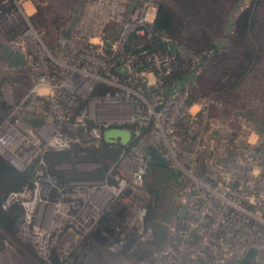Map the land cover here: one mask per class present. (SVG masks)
<instances>
[{"label":"built area","instance_id":"built-area-1","mask_svg":"<svg viewBox=\"0 0 264 264\" xmlns=\"http://www.w3.org/2000/svg\"><path fill=\"white\" fill-rule=\"evenodd\" d=\"M126 4L83 0L78 25L53 45L24 11L0 14L23 59L18 80L0 76V157L17 171L35 165L30 186L2 204L22 208L16 236L49 264H264V132L243 118L239 129L219 123L213 94L188 103V90L170 87L175 55L150 43L157 2L134 0L125 17ZM111 127L130 138L107 143L117 153L104 171L86 161L71 179L47 171L45 154L99 148ZM220 145L231 154L213 164ZM151 149L179 187L163 241L148 223Z\"/></svg>","mask_w":264,"mask_h":264},{"label":"rangeland","instance_id":"rangeland-1","mask_svg":"<svg viewBox=\"0 0 264 264\" xmlns=\"http://www.w3.org/2000/svg\"><path fill=\"white\" fill-rule=\"evenodd\" d=\"M0 0V14L9 21V16L21 15L24 11L29 20L37 28L41 37L48 43H53L59 36L64 35L63 30L71 31L80 20V8L83 0ZM134 0H127L125 17L131 10ZM157 3L167 4L176 14L183 19V39L186 45L183 52L189 51L194 44V39L212 40L213 45L219 43L221 50L226 52L227 59L223 65L234 66L241 52L251 51L254 54L253 62L248 65L247 71L238 84L230 89H217L212 77L219 73L220 67L211 68L210 73L203 67L198 80L186 84L192 91V100L197 101L213 94L222 103L221 107H211L210 115L219 123L226 124L234 129L240 128V119H245L251 126L264 132V0H155ZM255 5V25L245 40V46H236L233 42L232 22L245 8ZM155 12L152 7L146 16V21L151 22ZM4 23H0V76L7 83L12 84L18 80L20 69L7 66L6 53L11 51L9 40L15 32V26L11 22V28L6 30ZM223 39V41H220ZM249 39H251L249 41ZM211 42V41H210ZM217 42V43H216ZM222 42V43H221ZM222 51V52H223ZM243 60V59H242ZM209 69V70H211ZM212 75V76H211ZM216 75V76H217ZM195 78V77H194ZM193 78V79H194ZM197 104V103H195ZM198 105L191 109L195 112ZM240 118V119H239ZM222 150V145H220ZM223 148L213 164H219L230 156ZM75 161L73 166L67 162H60L55 168L68 172L83 171ZM108 159L101 158L97 161H86L85 164L97 163L99 171H104L108 166ZM98 171V172H99ZM89 172V171H88ZM145 186L150 197L148 223L153 227L158 240L168 235L170 229L178 223L177 208L174 198L178 194V182L174 171L166 170L155 164H150L145 176ZM169 236V235H168ZM167 236V237H168ZM7 247L0 251V264H49L39 252L30 244L19 237H11ZM52 262V261H51ZM50 262V264H51Z\"/></svg>","mask_w":264,"mask_h":264},{"label":"trees","instance_id":"trees-1","mask_svg":"<svg viewBox=\"0 0 264 264\" xmlns=\"http://www.w3.org/2000/svg\"><path fill=\"white\" fill-rule=\"evenodd\" d=\"M254 7L255 5H250L243 9L232 22V40L235 42L236 46H245V40L255 25L256 8L254 9ZM153 29L156 31L157 35H154L150 40L152 48L160 47L175 55L173 73L167 79V84H169L170 87H182L188 90V103L192 101L193 95L192 91L185 85L192 83L194 80H198L200 76L199 72L203 67L206 69L208 67L209 69L216 68L217 66L220 67L221 70L218 75L216 74L217 76L215 75V77H212L214 84L217 89H230L238 84L239 80L247 71L248 65L253 62L254 54L246 49L239 54L236 59V65H223L227 59L226 52L220 49L221 45L217 42L216 45L212 46L213 41L208 39H205L202 43L201 40L195 38L193 41L194 44L191 45L192 51L191 49L189 51L188 48V51L185 50L183 52L182 49L186 47L183 39L185 29L183 26V19L165 3H157ZM160 33L167 38L166 41L161 39ZM136 40L141 43L149 44V40L145 38ZM250 40L251 39H249V41ZM220 41H223V39ZM55 42L56 40L53 43H47L53 45ZM209 69L207 71H210V73L214 72V70ZM184 136L186 137L185 134ZM81 150L84 151L83 154H80ZM116 153L117 150L115 146L111 148L107 143L102 141L99 148L87 147L84 149L80 144H76L69 150L48 152L45 154L44 158L49 173L62 179H71L78 173L74 170L65 173L64 170L55 168V165L60 162L72 164L78 160L97 161L102 157L110 160L116 156ZM34 167L35 165L29 167L25 171H17L0 157V251H2V248L7 247L5 246V242L11 240V237H16L15 223L17 218L22 214L20 205L13 204L4 209L2 204L11 191L21 190L25 186H30ZM174 175L176 174L174 173Z\"/></svg>","mask_w":264,"mask_h":264},{"label":"water","instance_id":"water-1","mask_svg":"<svg viewBox=\"0 0 264 264\" xmlns=\"http://www.w3.org/2000/svg\"><path fill=\"white\" fill-rule=\"evenodd\" d=\"M22 64H23V59L19 51H13L7 63V66L8 67H19V66H22ZM102 136H103V140L106 143H119L120 145H125L130 138V133L128 129L123 128V127H111V128L103 130ZM148 158H149L150 164H155V165L162 166V167L168 166L166 161L153 149L149 151ZM178 214L179 216H183L184 210L179 209ZM253 254H254L253 250H250L248 253L249 256H252Z\"/></svg>","mask_w":264,"mask_h":264},{"label":"flooded vegetation","instance_id":"flooded-vegetation-1","mask_svg":"<svg viewBox=\"0 0 264 264\" xmlns=\"http://www.w3.org/2000/svg\"><path fill=\"white\" fill-rule=\"evenodd\" d=\"M81 6H82V4H81ZM80 10H81V8H80ZM34 25V24H33ZM63 33L64 34H67L68 33V30L67 31H65V30H63ZM12 53H13V50H11L10 52L8 51L7 53H6V58H7V60H9L10 59V57H11V55H12ZM19 67H22V66H19ZM19 67H13V68H15V69H17V68H19ZM12 68V67H11ZM124 128V127H123ZM160 167H162V166H160ZM162 168H165L166 170H171V171H173L172 169H170V167H162ZM175 173V172H174Z\"/></svg>","mask_w":264,"mask_h":264},{"label":"crops","instance_id":"crops-1","mask_svg":"<svg viewBox=\"0 0 264 264\" xmlns=\"http://www.w3.org/2000/svg\"><path fill=\"white\" fill-rule=\"evenodd\" d=\"M30 0H25L24 1V4H28V2H29ZM80 16H81V10H80ZM9 61V60H8ZM8 63V62H7ZM145 189L147 190V187L145 186Z\"/></svg>","mask_w":264,"mask_h":264},{"label":"bare ground","instance_id":"bare-ground-1","mask_svg":"<svg viewBox=\"0 0 264 264\" xmlns=\"http://www.w3.org/2000/svg\"><path fill=\"white\" fill-rule=\"evenodd\" d=\"M0 21H2V18L0 17Z\"/></svg>","mask_w":264,"mask_h":264}]
</instances>
